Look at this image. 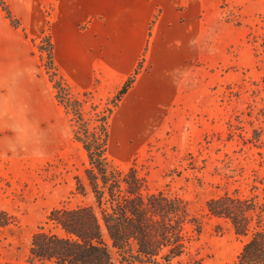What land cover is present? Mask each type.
<instances>
[{"label": "rangeland", "instance_id": "obj_1", "mask_svg": "<svg viewBox=\"0 0 264 264\" xmlns=\"http://www.w3.org/2000/svg\"><path fill=\"white\" fill-rule=\"evenodd\" d=\"M66 4L0 0V264H40L32 235L64 236L51 210H96L74 137L102 118L122 177L200 223L171 264H232L243 240L205 203L264 183V0L191 1L172 24L155 8L142 41Z\"/></svg>", "mask_w": 264, "mask_h": 264}, {"label": "trees", "instance_id": "obj_2", "mask_svg": "<svg viewBox=\"0 0 264 264\" xmlns=\"http://www.w3.org/2000/svg\"><path fill=\"white\" fill-rule=\"evenodd\" d=\"M50 55V54H49ZM125 88L119 91L120 96ZM76 120H78L76 118ZM82 122L81 120H78ZM100 119L94 133H75L88 160L85 171L96 210L90 206L51 210L48 221L64 236L40 229L33 234L29 258L40 264H171L186 250L189 226L200 232L184 202L161 193L142 195L134 172L122 177L107 160L108 133ZM80 126V125H79ZM242 196L234 192L205 203L206 212L223 219L243 240L232 264H264V183ZM259 190V191H258ZM0 211V229L11 224Z\"/></svg>", "mask_w": 264, "mask_h": 264}, {"label": "crops", "instance_id": "obj_3", "mask_svg": "<svg viewBox=\"0 0 264 264\" xmlns=\"http://www.w3.org/2000/svg\"><path fill=\"white\" fill-rule=\"evenodd\" d=\"M68 9L76 14H92L94 22L103 21L112 25H123L124 38L130 41H142L149 16L155 8H163L166 22L172 24L181 15L180 7L190 6L195 0H66ZM162 10V11H163ZM177 16V17H176ZM176 17V18H175ZM98 19V20H97ZM101 19V20H100ZM116 29V27L114 28Z\"/></svg>", "mask_w": 264, "mask_h": 264}]
</instances>
